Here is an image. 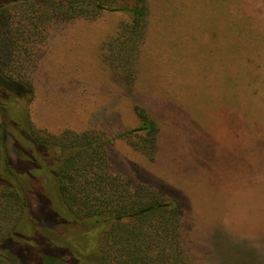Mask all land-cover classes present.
<instances>
[{
    "label": "rangeland",
    "instance_id": "obj_1",
    "mask_svg": "<svg viewBox=\"0 0 264 264\" xmlns=\"http://www.w3.org/2000/svg\"><path fill=\"white\" fill-rule=\"evenodd\" d=\"M148 5L132 90L100 55L125 13L29 19L32 37L11 50L36 58L24 65L30 120L53 134L99 127L115 134L135 127L133 105H144L159 122L155 160L117 139L112 171L178 201L194 264H264V0ZM3 103L10 111L25 104ZM62 216L64 240L83 231Z\"/></svg>",
    "mask_w": 264,
    "mask_h": 264
},
{
    "label": "trees",
    "instance_id": "obj_2",
    "mask_svg": "<svg viewBox=\"0 0 264 264\" xmlns=\"http://www.w3.org/2000/svg\"><path fill=\"white\" fill-rule=\"evenodd\" d=\"M103 12L127 15L100 55L132 90L147 36L148 0H0V264H194L178 201L149 185L133 186L111 169L110 147L117 139L155 160L160 127L147 107L134 104L137 125L115 134L100 127L53 134L30 120L33 87L25 66L36 58L11 50L21 37H32L29 19H95ZM9 97L25 104L10 111L3 103ZM61 214L83 231L64 240L57 229L64 225Z\"/></svg>",
    "mask_w": 264,
    "mask_h": 264
}]
</instances>
